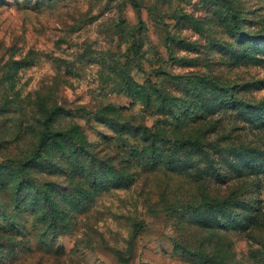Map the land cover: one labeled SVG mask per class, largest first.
I'll list each match as a JSON object with an SVG mask.
<instances>
[{"label": "rangeland", "instance_id": "374dc122", "mask_svg": "<svg viewBox=\"0 0 264 264\" xmlns=\"http://www.w3.org/2000/svg\"><path fill=\"white\" fill-rule=\"evenodd\" d=\"M9 59L23 65L10 80L0 70V174L14 176L34 153L41 104L70 112L52 129L79 126L96 161L83 154L82 176L70 181L44 174L60 203L55 231L30 208L16 226L0 206V264H264V0H0V68ZM118 63L139 83L179 93L203 83L202 95L188 93L189 110H207V121L178 129H209L198 172L184 169L183 152L175 170L130 161L140 139L93 114L114 104L149 127L156 119L124 93ZM115 170L133 171V182L116 185ZM228 196L229 205L209 204Z\"/></svg>", "mask_w": 264, "mask_h": 264}, {"label": "trees", "instance_id": "16d2710c", "mask_svg": "<svg viewBox=\"0 0 264 264\" xmlns=\"http://www.w3.org/2000/svg\"><path fill=\"white\" fill-rule=\"evenodd\" d=\"M233 19L234 25L239 28L235 15H233ZM4 64H11L5 72L3 71L6 67ZM19 65H23L20 60L9 59L5 61L0 68L3 79H12L11 69L15 70ZM122 66L125 65L118 63L112 67V70H116L120 75L124 93L132 99V102L140 101L145 109L156 115L152 126H147L141 120H135L132 115L127 116L123 107L114 104L102 105L93 114L100 117L102 121L110 123L111 127L118 132H129L140 139L141 147L132 149L134 155L130 157V161L134 158L135 160L142 158L144 165H148L150 168L164 166L169 170H175L182 163L181 155L183 152V156L187 158L183 165L184 169L188 172L191 170L198 172L201 169L200 160H194V155H199L204 151L209 129L205 135L197 134L190 137H180L178 129L199 119L207 121L209 115L207 110L198 115H192L189 110V102L192 101V98L189 97L188 93L193 89L202 95L204 93L203 83L199 80H193L190 86L185 84V88L179 93V88L177 89L176 85L171 87L167 83H160L156 86L149 81L139 83L130 77ZM208 81L214 84L213 80L208 79ZM174 89L177 90V94H175ZM40 108L43 110L44 130L34 153L25 160L16 162L17 169L14 170V176L0 174V195L3 197L0 200V206L3 210L1 215L19 226L18 212L24 208H30L31 212L37 214V220L43 225L44 230L55 231L59 226L60 214L57 210H59L60 203L51 200L53 193L48 186L50 185L48 180L44 178V174L54 173L61 175L66 181H70L76 176H82V170L86 166L83 154L91 164L96 160L94 155L85 148L88 139L79 126L73 124L64 129H52L51 123L59 115L69 114V111H65L60 106L49 107L45 104H41ZM81 111L87 110L84 107L81 108ZM68 156L72 158V163L67 162ZM7 164L6 159L0 161V171L7 168ZM38 164L44 165L46 168L45 170L39 168L37 170L39 177H36L32 169H36ZM205 165H210L212 170L217 169L213 161L206 162ZM218 174L216 177L220 179L219 181L225 182L227 178H230L228 175L218 176ZM203 175L207 174L202 173L201 176ZM112 177L116 180V185L130 184L134 180V172H117L115 170ZM78 185L80 186L79 183ZM69 188H72L71 191L73 192L78 191V188L80 189V187L74 186H69ZM68 192L69 189L65 191L66 198H68ZM234 200V196H228L219 201L209 202L207 200V202L211 205L226 206L233 203ZM68 204L69 202L66 201L65 205ZM9 207L14 208V213H9Z\"/></svg>", "mask_w": 264, "mask_h": 264}]
</instances>
